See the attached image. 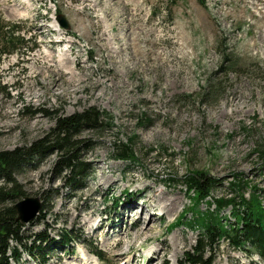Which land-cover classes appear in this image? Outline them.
<instances>
[{
	"label": "rangeland",
	"instance_id": "obj_1",
	"mask_svg": "<svg viewBox=\"0 0 264 264\" xmlns=\"http://www.w3.org/2000/svg\"><path fill=\"white\" fill-rule=\"evenodd\" d=\"M0 18L35 37L28 54L0 56V151L28 146L58 117L90 107L109 119L76 136L91 173L83 188L66 186L56 152L13 176L23 192L14 203L47 194L43 218L22 224L24 234L51 241L45 264H189L200 236L196 211L232 196L238 179L264 189L255 150L264 140V0H0ZM209 78L218 83L214 99L189 97ZM130 137L138 142L132 158H116L113 143ZM151 147L173 155L144 152ZM190 171L216 181L198 204L181 179ZM145 191L148 215L136 206ZM231 211L221 213L233 221ZM63 230L72 240L64 243ZM203 256L250 261L223 242ZM22 261L36 264L24 252Z\"/></svg>",
	"mask_w": 264,
	"mask_h": 264
},
{
	"label": "trees",
	"instance_id": "obj_2",
	"mask_svg": "<svg viewBox=\"0 0 264 264\" xmlns=\"http://www.w3.org/2000/svg\"><path fill=\"white\" fill-rule=\"evenodd\" d=\"M23 29L18 22L6 19L4 21L0 18V56L12 52L22 56L32 49V46L26 43L31 40L35 42V38L24 37L20 34ZM211 81L212 78H209L208 84L200 92L189 97L201 102L207 101L208 97L214 99L218 83L213 85ZM108 120L104 112L90 107L80 113L58 117L55 126L50 129L47 136L28 146L22 145L12 150L0 151V264H11V261L22 264L23 252L44 264L52 252V249H47L51 241H47L48 237L44 233L35 234L32 238L22 231V224L16 219L14 199L23 196V192L13 176L24 166L31 163L36 165L47 155L56 152L58 175L64 173L66 186L72 190L83 188L90 171L87 164L79 158L81 140L76 139V136L84 129H103L109 124ZM140 120L144 125L150 123L147 117H142ZM137 143L135 137H130L127 142H114V156L120 159H127L129 156L132 158L131 154ZM255 150L258 158L264 162V140L257 144ZM147 151L160 156L173 155L167 152L166 147L146 148L144 152ZM181 179L186 188L195 193L196 204L206 200L211 189L216 185L214 178L199 171L183 174ZM169 180H173V177ZM230 186L234 192L232 196L216 197L212 200L213 202L207 201L209 207L214 205L212 210L196 211L195 214L198 215L196 224L200 226V236L194 251L187 253L189 264H212V257L204 258V251L212 250L214 246L218 247L220 242L234 250L243 251L247 256L257 254L264 262V189L249 185V182L243 179L231 182ZM247 191H249L248 197L245 195ZM45 198L47 194L42 193L40 195L42 208L45 206ZM230 205L233 221L228 220L227 216L221 213ZM41 214L42 210L37 218L42 219ZM60 234L64 242L72 240L67 230L61 231ZM94 251L103 259L101 251ZM250 264L257 263L250 261Z\"/></svg>",
	"mask_w": 264,
	"mask_h": 264
},
{
	"label": "water",
	"instance_id": "obj_3",
	"mask_svg": "<svg viewBox=\"0 0 264 264\" xmlns=\"http://www.w3.org/2000/svg\"><path fill=\"white\" fill-rule=\"evenodd\" d=\"M57 19L62 26L68 27V21L63 14H59ZM14 207L17 212L16 219L24 224L36 216L41 207V201L38 197H25L23 200L16 202Z\"/></svg>",
	"mask_w": 264,
	"mask_h": 264
},
{
	"label": "bare ground",
	"instance_id": "obj_4",
	"mask_svg": "<svg viewBox=\"0 0 264 264\" xmlns=\"http://www.w3.org/2000/svg\"><path fill=\"white\" fill-rule=\"evenodd\" d=\"M263 36V33L261 32V37ZM148 188V187H147ZM150 190H151V188H149ZM145 196V198H143V202L141 203V202H138V204H136V206H138L140 209H141V214L143 213V214H149V212H151L150 211V208L152 207V208H154L153 207V198L152 197H149V196H146V191L144 192V195H143V197ZM139 219H142V217H140ZM138 219V220H139ZM152 220H154L153 218H152ZM142 221H143V219H142ZM145 230H148V231H150L151 229H149V225L148 226H146L145 227V229L144 230H141L142 232H141V234L143 233H145ZM120 245V244H119ZM166 246H167V244H166ZM165 250V249H164ZM165 253V252H164ZM163 255V250H162V252L158 255V257H160L161 258V256Z\"/></svg>",
	"mask_w": 264,
	"mask_h": 264
}]
</instances>
